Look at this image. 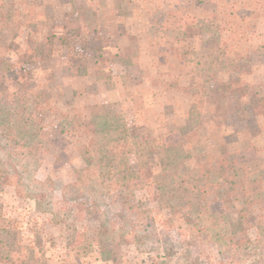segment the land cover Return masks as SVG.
<instances>
[{
  "label": "rangeland",
  "instance_id": "rangeland-1",
  "mask_svg": "<svg viewBox=\"0 0 264 264\" xmlns=\"http://www.w3.org/2000/svg\"><path fill=\"white\" fill-rule=\"evenodd\" d=\"M232 1L244 5L248 0ZM168 11L181 13L185 46L198 51L202 42L189 28L198 10L188 0H0V103L17 98L29 113L39 108L37 117L47 141L59 138L47 145L35 173L38 181L53 182L55 197L84 165L81 154L87 137L79 133L83 119H75L77 113L82 118L112 113L132 136H166L186 124L190 106L203 97L205 84L200 81L208 77L204 71L198 77L195 65L182 63L174 46L167 50L150 46L151 21ZM247 29L249 73L212 76L205 86L203 123L185 141L189 169L212 182L218 180L217 167L225 153L242 154L247 178L234 195V205L249 207L254 223L260 225L264 222V116L250 111L253 95L264 98V20L250 21ZM133 44L139 50L137 64L127 67L115 62L118 49ZM228 90L231 96L222 102ZM196 92L198 96H193ZM217 105L224 111L235 107L236 112L219 115ZM17 162L14 154L6 163L12 167ZM155 162L151 160L144 172L145 191L134 197L141 207L155 212L142 245L131 238L122 245L96 242L97 224L86 221L80 212L62 225L51 223L34 200L18 197L10 186H0V208L22 241L35 247L36 264H216L214 246L183 247L177 236L179 225L158 207L152 184L158 170ZM130 165L138 170L133 157ZM248 235L253 240L258 232L252 229Z\"/></svg>",
  "mask_w": 264,
  "mask_h": 264
},
{
  "label": "trees",
  "instance_id": "trees-1",
  "mask_svg": "<svg viewBox=\"0 0 264 264\" xmlns=\"http://www.w3.org/2000/svg\"><path fill=\"white\" fill-rule=\"evenodd\" d=\"M188 1L192 9L198 10L189 25L192 36L202 42L198 51L185 46L186 23L180 12H163L151 21L149 30L151 47L164 46L167 50L174 46L182 63L195 65L198 77L202 71L208 75L200 81L205 84L204 95L190 106L183 127L166 136L139 138L124 130L112 113L85 118L77 113L74 118L83 119L79 133L87 137L81 154L84 165L75 171L74 180L62 187L58 198L53 182L38 181L35 173L48 151L47 145L59 138L47 141L48 134L37 117L41 110L29 113L21 107L22 101L13 98L0 103V186L13 187L18 197L34 200L56 225L73 220L76 212L82 213L86 221L97 224L96 242L122 245L131 238L142 245L155 222V212L141 207L134 197L138 191H145L144 172L151 160L156 161L158 170L152 175L155 201L179 225L177 236L183 247L214 246L216 264H264V222L256 225L249 207L236 209L234 205V195L247 178L242 154L225 153L217 167L218 180L212 182L209 176L197 177L189 169L185 141V136L203 123L205 86L210 85L212 76L217 79L223 74L249 73L252 57L247 28L254 19L264 20V0H248L244 5L232 0ZM211 5L213 9L209 10ZM113 58L133 66L139 58L138 47L133 44L120 48ZM229 96L228 90L222 102ZM252 104L250 113L264 116V98L253 95ZM226 109L216 106L219 115L236 112L235 107ZM14 154L18 162L8 166L6 162ZM131 157L137 162V171L131 168ZM252 229L258 232L253 240L248 235ZM0 261L37 263L35 247L22 241L1 208Z\"/></svg>",
  "mask_w": 264,
  "mask_h": 264
}]
</instances>
